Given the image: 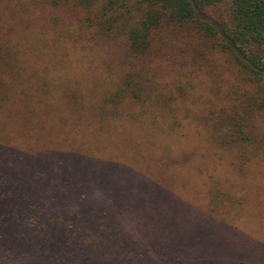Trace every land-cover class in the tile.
Returning <instances> with one entry per match:
<instances>
[{
    "label": "rangeland",
    "instance_id": "rangeland-1",
    "mask_svg": "<svg viewBox=\"0 0 264 264\" xmlns=\"http://www.w3.org/2000/svg\"><path fill=\"white\" fill-rule=\"evenodd\" d=\"M96 7L0 0V264H264V92L202 31L135 54ZM81 183L77 237L49 217Z\"/></svg>",
    "mask_w": 264,
    "mask_h": 264
},
{
    "label": "trees",
    "instance_id": "trees-1",
    "mask_svg": "<svg viewBox=\"0 0 264 264\" xmlns=\"http://www.w3.org/2000/svg\"><path fill=\"white\" fill-rule=\"evenodd\" d=\"M60 1L62 0H49L52 5H57ZM69 1L84 9L87 16L84 20L89 19L87 14L98 3V8L94 10V14L100 19L97 32L102 35L112 29L121 32L128 49L135 54L142 53L147 48L151 33L161 25H190L202 31L205 36L215 39L219 49L228 54L239 72L264 92V0H227L224 14L213 13V8L222 0ZM235 115V112L225 111L219 118L220 125L225 130L222 134L229 143L243 147L245 143H250L251 137L244 133L243 125ZM54 165H51L53 174L56 173ZM71 174L74 172L70 171ZM70 180L73 184V179ZM80 185L82 190L75 200L65 205L58 216L49 217L50 221L54 220L63 229L69 228L77 237H83L87 227L85 219L82 220L81 204L77 203L78 200H83V183ZM42 203L47 205L45 201ZM39 219L42 220V217L35 215L36 223Z\"/></svg>",
    "mask_w": 264,
    "mask_h": 264
}]
</instances>
